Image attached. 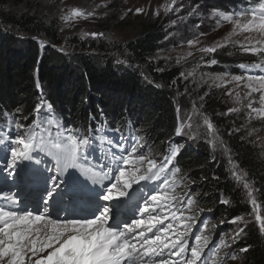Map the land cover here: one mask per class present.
<instances>
[{"label": "snow or ice", "instance_id": "snow-or-ice-1", "mask_svg": "<svg viewBox=\"0 0 264 264\" xmlns=\"http://www.w3.org/2000/svg\"><path fill=\"white\" fill-rule=\"evenodd\" d=\"M162 7L166 14H179L183 4L181 0H170ZM200 7L203 5L192 7L188 16H197ZM135 13L146 14L147 9L138 7ZM155 14H160L159 9ZM85 15L95 17L97 13L93 10L85 14L73 8L62 19ZM210 16L217 26L230 23L232 30L223 38V45L199 46L204 33L188 39L187 45L200 53V60L224 45L264 57V0H258V8L239 13L213 10ZM183 20L178 15L171 23ZM85 35L96 38L104 34ZM175 35L169 32L165 40ZM191 56L193 52L188 51L175 62L179 65ZM207 63L216 65L218 61L211 59ZM238 69L244 74L209 77L212 86L226 87V94L238 105L228 108L227 114L246 110L248 121H264V59L240 63ZM194 75L192 71L180 72L178 79L187 82ZM201 80L208 83L203 77ZM177 83L172 81V85ZM36 87L40 88L38 80ZM203 100L204 96L199 97V101ZM52 108L41 96L29 114L34 117L30 124L15 113L0 112V264H227L229 258H237V253L224 250L231 249L243 236L248 219L236 215L222 222L236 225L232 244L223 235L216 242L205 234L209 223L202 214L211 210L198 207V197L192 194L191 187L195 181L186 184L187 177L180 176L181 170L175 167L179 145L169 140L162 154H153L147 141L136 133L110 129L106 121H96L94 116L87 129L66 127ZM176 110L179 122L175 135L199 139L214 152L219 148L225 153L227 171L244 190V199L251 206L247 217H254L259 231L264 233V214L255 189L246 171L218 139L214 124L202 112V104L198 107L193 101L186 118L179 116V106ZM199 120L202 126L196 122ZM247 126L232 132L238 134ZM254 132L251 129L247 134ZM219 203L231 205L226 198Z\"/></svg>", "mask_w": 264, "mask_h": 264}, {"label": "trees", "instance_id": "trees-1", "mask_svg": "<svg viewBox=\"0 0 264 264\" xmlns=\"http://www.w3.org/2000/svg\"><path fill=\"white\" fill-rule=\"evenodd\" d=\"M9 1L0 0V4L5 6ZM187 1L214 3V0ZM217 3L226 7L248 5L245 0ZM31 36L43 38L47 45H38ZM165 36L159 22L144 25L141 36L120 48L128 62L127 68H123L107 55L108 50L102 43L89 42L88 46L80 43L81 49L75 52L77 56L67 55L55 49L60 43L58 36L40 18L18 19L0 13V112L15 113L22 122L30 124L34 117L29 114L42 96L52 104L54 116L66 127L87 129L94 116L96 121H106L110 129L136 133L131 122H149L148 132L159 144L175 141L179 122L176 109L179 106L181 117L191 106L194 95L190 89L185 94L178 69L155 62ZM216 60L228 63L222 56L216 55ZM248 61L246 64L260 59L254 56ZM173 80L178 81L177 85H172ZM201 103L219 139L230 150V156L246 171L264 214V156L243 128L238 134L232 132L241 126L240 119L235 114H227L228 103L220 92L205 96ZM17 109L21 111L16 113ZM25 116L29 117L27 121L23 120ZM179 146L181 151L174 161L175 167L181 170L180 176L187 177L185 183L195 181L197 190L193 195L198 197V206L211 210L208 214L218 221L230 220L236 215H245L249 221L243 236L233 244L238 249V260L232 263L264 264V233L259 231L253 217H247L251 206L244 199V190L231 179L227 158L201 140L179 143ZM222 198L229 199L231 205L220 204ZM244 248L248 250L239 251Z\"/></svg>", "mask_w": 264, "mask_h": 264}, {"label": "rangeland", "instance_id": "rangeland-1", "mask_svg": "<svg viewBox=\"0 0 264 264\" xmlns=\"http://www.w3.org/2000/svg\"><path fill=\"white\" fill-rule=\"evenodd\" d=\"M245 1L248 4L258 3V0ZM217 2H220V0H214V3L212 1H205L200 2L199 4L191 3L187 0H181L183 9L179 14H166L162 5L170 3V0H10L5 6L0 4V13L10 14L18 19L25 17L40 18L42 22L45 23V26L51 28L54 34L58 36L60 43L58 46H55V49H59L67 55L77 56L75 52L78 53L79 49H81L80 43L87 46L89 42H95L97 44L102 43V45L108 50L107 55L109 54L108 56L115 62L117 60H127L125 53H122L124 50L121 51L120 48L141 36L143 34L144 25L157 21L163 26V31L166 35L169 32L176 33V35L170 37L168 40H163V48L157 51L154 58L155 62L162 63L165 68H176L179 72L187 73L192 71L195 73L194 77L190 78L187 82L180 79V84L184 88L190 89V91L193 92L194 97L192 100L197 101L198 107L202 104L201 101H199V97L212 95L213 92H220V94L226 99L229 108L238 107V105L234 104L233 100L226 94V87H213L212 81L209 77L224 73L230 75H243L244 73L238 69L240 63H249L250 61L248 60L254 56H257L260 60L264 59V57L241 53L238 47L224 45L217 51V53L206 54L204 59L200 60V53L197 52L195 48H190L187 45L188 39H193L194 36L199 35L200 33H204L205 35L200 37L201 44L199 46H210L215 43L223 45V38L231 32L232 25L230 23H222L217 26L214 18L210 16V13L213 10H220L226 13H239L240 11L248 9L246 8L248 6H245L244 9L239 5H230L226 7L218 5ZM98 5L105 6L97 7ZM200 5H203V7L199 8L197 16L189 17L188 11H191L192 7ZM138 7L146 8L147 13L136 14L135 9ZM73 8H79L85 14L95 10L97 15L95 17H87L85 15L74 17L69 20H63L62 17L69 15ZM129 9H131V11H129ZM157 9L160 11L159 15L155 14ZM178 15L184 17V20L176 25H172L171 22L178 19ZM197 25H199V27H197ZM91 32L103 33L104 35L96 38H92L90 35H85L86 33ZM30 38L41 43H38L40 46L43 43L47 45L46 41L41 37L31 36ZM239 39L242 40L243 36L239 37ZM83 51L87 50L83 49ZM188 51H192L193 56L183 60L179 65L176 64V58L178 56L183 57ZM216 55L222 56L223 60L228 61V63L218 62L216 65L208 64L207 62L209 60H216ZM165 57H171L172 59L166 60L164 59ZM118 66L127 68V65L123 64ZM202 77L204 80H207L208 83L202 82ZM205 93H207V95H205ZM191 111L192 103L189 109H187L181 117L186 118L187 114ZM202 112L207 116L203 106ZM235 115L239 117L241 125H248L243 128L244 133H248L251 129H255L253 135L249 136L247 134V137L250 140H253L261 154L264 156V121L257 119L248 121L246 118V110L240 113H235ZM196 122L202 126V120ZM134 123L131 122L134 130L138 136L147 141L152 153H163L165 142L167 141L163 144H159V141L153 139L152 133L148 132L150 129V123H138L135 121ZM175 137L176 140L173 142L177 145H179V143L185 145L186 142L188 143L189 141L194 140L187 139L183 135ZM157 144H159V146L156 148ZM215 152L220 153L226 158L225 153L219 148ZM190 181L192 180H188V182ZM186 184L191 185L190 183ZM191 187L192 194H195L194 192L197 189L194 185H191ZM179 190L180 189H178V191ZM199 208L204 209L202 207ZM202 218L208 220L209 228L205 231V234L211 235L213 241L218 242L220 236L223 235L226 241L229 244H232L233 238L235 237L236 225L226 222L222 223L229 219L223 218L218 221L216 217L210 216L208 211H205L202 214ZM213 226H215V228ZM224 251H232L238 254V249L233 244L231 249H225ZM224 251H221V256L224 254ZM232 261L234 260L229 258L227 264H233Z\"/></svg>", "mask_w": 264, "mask_h": 264}]
</instances>
